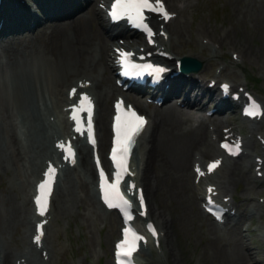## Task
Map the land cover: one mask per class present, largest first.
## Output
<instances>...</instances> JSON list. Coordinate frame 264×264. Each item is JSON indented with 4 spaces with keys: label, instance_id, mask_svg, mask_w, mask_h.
Returning <instances> with one entry per match:
<instances>
[{
    "label": "bare ground",
    "instance_id": "6f19581e",
    "mask_svg": "<svg viewBox=\"0 0 264 264\" xmlns=\"http://www.w3.org/2000/svg\"><path fill=\"white\" fill-rule=\"evenodd\" d=\"M184 1L191 2L192 0ZM228 1L232 5L241 3L247 10L251 6L257 7L256 9L261 12L264 10V0ZM175 3H173V6L179 8L180 5ZM259 11L257 14L253 12L264 25V15H261ZM55 22V25L59 24L58 21ZM48 23L50 22L45 21L42 26H46ZM55 29L57 31L52 32L49 36L42 34L44 37L41 36L40 41H37L35 38H25L23 40L9 39L0 46V171L12 169L14 175L18 172L21 173L20 177L26 175V171L23 170L24 166L21 162L23 157L22 149L11 140L8 142V147L1 146L2 141L7 136H15V121L13 119L16 115V108L18 111L32 101L39 114H42L41 112L43 111L53 112L57 110L61 107L62 101L64 99L66 100V96L63 95L65 91L64 85L69 82L67 85L69 86L72 82L67 77L68 74L72 71H79V74L76 76L83 73H95L99 69L98 65L101 60L105 62V59H108L110 55L108 51L113 45L114 36L105 24L102 23L100 27H97L96 20L92 16H88L85 23L53 28V30ZM176 33L179 36L180 30L176 29ZM26 34L25 36H28L30 32L27 31ZM201 34H206L210 37L211 42L222 43L221 36H217L216 33H210V31L203 29ZM242 45L244 44L242 43ZM247 46L250 47L249 44ZM217 52L218 50L214 54L216 55ZM212 59L215 60L214 57L204 59L207 65L205 66L204 64V71L209 69ZM15 60H18L16 64L10 63ZM171 62L175 63V59H172ZM7 67L13 69L15 72H11L9 76L5 75ZM224 68L226 67L224 66ZM107 71H111L109 66L104 68L106 88L104 89L102 86H99V105L102 106L99 110V115L102 120L100 121V131L103 140H106L109 131L107 114L109 112L110 100L119 91L118 86L111 83L110 75L107 74ZM188 80L189 83H195L193 79ZM47 99H50L53 105L46 104ZM39 102L45 105H38ZM189 114L185 109L180 108L160 112L155 111L154 131L145 133L140 143L143 155H139L136 160L143 170V176L140 170L138 177L140 176L147 187L146 189L150 191V194L161 190V187L167 181L171 186V192L168 194L170 199H174V206L166 205L165 207L158 203V207L162 206L159 215L164 220L163 225L166 229L165 235L169 246V258L172 255L171 253L177 256L176 247L171 243V238H169V224H175L176 213L173 211V208L175 209L177 206L181 209L182 214H186L188 206L191 207L189 203L193 205L196 201L204 199L201 189H198L195 193V198L187 194L186 190L189 188L190 179H192V172L187 163L188 153L192 147L199 150H208L211 147L213 151H216L210 134L208 136L206 125H202L200 122L197 128L192 127L194 126L191 123L192 115ZM224 114L225 112L222 115ZM32 116L34 119H39L35 113ZM207 118L205 116L202 122ZM208 119L214 124V131H218L217 127L221 126L219 122L215 121L216 119ZM1 132H4L6 136L2 137ZM218 133L221 134L222 132ZM88 155V152H84L79 166H82V172L94 176L95 168ZM6 157L8 158L3 159ZM252 165L253 163L249 159L248 161L231 164L228 167L227 181L238 182L243 180V177L246 183V190L256 188L250 180V176L246 174L245 169V166L251 169ZM82 178L81 174L77 176V180L68 178L70 183L73 181V185H69L66 192H63L61 196L68 202L88 206L98 216L99 201L92 189L87 185V188L84 190H79V188L75 192L73 190V188L80 185ZM12 181L16 183V180L13 178ZM263 184L264 179L260 180V185ZM229 187H232L231 183H229ZM16 189L15 186H12V191L15 192ZM12 196L15 197L12 193H5L4 195L0 193V219L2 220L0 221V240L6 239V232L10 226L19 221L21 211L14 202L15 198L12 200ZM21 199L24 202L26 197L23 196ZM191 209L194 208L191 207ZM196 215H199V213ZM228 221H234L232 223L234 225H226L224 228L226 229L224 236H221V230H218L216 226L213 227L212 224L208 226V229L216 235L214 239L209 241L213 242L210 244L217 249L214 256H219L224 264H250V261L253 262L256 260L259 249L253 247V244L250 242V252L247 253L242 246L246 244L244 240L246 236L243 235V231L237 228L239 223L238 219L229 218ZM110 235L111 229L106 233L107 243L110 241ZM231 246L236 248V253L231 250ZM105 264L114 263L107 261ZM145 264H153V262L150 259ZM253 264H258V262L255 261ZM259 264H264V262L260 261Z\"/></svg>",
    "mask_w": 264,
    "mask_h": 264
},
{
    "label": "rangeland",
    "instance_id": "374dc122",
    "mask_svg": "<svg viewBox=\"0 0 264 264\" xmlns=\"http://www.w3.org/2000/svg\"><path fill=\"white\" fill-rule=\"evenodd\" d=\"M193 2L194 3L190 6L191 8H188L186 12L183 13L184 21L179 19L173 23V28L180 27L183 31V41L182 43L174 44L175 51L179 55L187 53L197 57L199 56V58L204 60L208 58L209 50L206 49L202 51L195 44L198 34L201 33L203 29L220 36L221 33L228 32L225 38H223L224 52L228 47H239L243 49L247 59L242 66L236 67L235 69H227V75L236 80H240L242 77L240 75L241 71H244L247 75L250 74L252 78L251 86L264 98V25L260 19L258 20L256 17L259 11L256 9L257 7L251 6V8L247 10L241 3L232 5L228 0H193ZM259 12L261 15H264V10L263 12ZM242 43L244 45H242ZM246 44H249L250 47ZM229 57L226 55L227 63L229 62ZM210 64L211 68L209 67L205 72L203 71V74L207 76L212 75L211 71H213L215 62ZM259 77L260 80L254 82L253 79ZM235 117H237L236 114ZM193 149L192 147L188 153V165ZM171 167L174 168L173 165H171ZM246 174L248 176L250 175L247 171ZM242 179L243 180L237 182L236 191L239 196L238 203L243 209L244 205L248 204L247 202L250 201L249 199L251 196L263 194L264 190L257 191V186L255 185L256 188L246 190L245 180L243 177ZM5 184L6 187L9 186L7 185L9 184V177L7 174L0 176V193L2 195L6 193L3 186ZM186 191L188 196H190L192 193V179H190L189 188ZM170 192L171 186L168 181L165 182L161 190L156 193H151V195L149 191L148 196L153 212L161 211L162 206L158 207V203L165 207L166 205L171 207L174 206V199L172 200L169 198ZM189 205L194 209L188 206L186 214H182L181 209L177 206L175 209L173 208V211L176 213L175 224H169V238H171V243L176 247L177 256L171 253L169 264H224L219 256H214L217 249L210 244L213 242H209L216 236L208 229L212 220L208 217L204 218L202 216L200 217V215H196L199 213L196 203H193V205L189 203ZM110 216L111 220L105 228L104 223L100 222L99 225H94L90 224L85 218L71 216V227L70 225L67 226H69L68 229L71 236L69 242H71L72 245L64 254L63 261L66 259L69 260L72 255H75L81 258L84 264H96V259L100 253L102 255L108 253L102 257L100 264H105L108 260L112 261V239L118 235L119 222H115V215L111 214ZM0 221L2 220L0 219ZM111 222H113V224H111ZM15 228L16 225L12 224V229ZM110 229V241L107 243L106 233ZM18 233H20V230ZM221 235H223V233ZM100 243H102L103 246H101ZM99 246H101V249H98ZM231 250L236 253V248L234 246H231Z\"/></svg>",
    "mask_w": 264,
    "mask_h": 264
},
{
    "label": "snow or ice",
    "instance_id": "6c2138e0",
    "mask_svg": "<svg viewBox=\"0 0 264 264\" xmlns=\"http://www.w3.org/2000/svg\"><path fill=\"white\" fill-rule=\"evenodd\" d=\"M156 10L163 12V15L165 18H167L170 13L165 10L162 6V0H114V3L112 5V11L113 15H117L118 13L120 15L125 16H131L134 20L139 21L142 25H144L147 28V24L145 23V10ZM148 31L151 32V29L148 28ZM119 51V50H118ZM124 57L129 56V53L125 52L123 53ZM126 64H131L135 68H151L153 67L150 63L146 65H138L134 62H131L129 60H125ZM157 69L159 66H155ZM82 99L80 100V105L83 106L85 103H87V127H88V135L89 138L92 139V142L95 143L94 138L92 137V120H91V113H92V105H91V99L87 96L86 93L80 94ZM255 104V102H253ZM74 111L72 113L73 118L77 121V130H81L80 126V117L78 115V111L80 110L77 105L71 106ZM116 143L113 146L112 149V159L115 162L116 166V173L115 177L116 179L112 182H109L106 178L105 172L103 168L100 170L101 175V188L104 192V199L108 201L110 204L113 201L119 202L121 207L127 208L130 206V201L127 200L126 197L120 192L119 189V182L122 178V171H126V162L125 157L127 156L129 147L132 143H134V138L136 135L139 134L141 128L143 127V124L145 122V117L142 115H139L135 109L131 108L130 106L127 109L122 108V101L118 100L116 102ZM253 115L256 114V112H252ZM119 146V148L117 147ZM224 146L227 148V143L224 144ZM60 147L64 148L65 145L63 142H60ZM67 153L72 154L74 157V150L69 146L67 148ZM229 151H232L231 148H229ZM220 161L213 160L208 164V169L211 170L213 167L218 165ZM199 170V169H197ZM55 172V168L49 164L48 170L45 173V179L40 182L39 188L41 191L40 195L36 196V203H37V210L43 213L45 211V196L47 192L49 191V186L53 179V173ZM131 187H134V185H130ZM140 204H144V197L141 192L140 194ZM43 223V222H41ZM148 227L151 229L153 234H156V229L154 226L149 222ZM37 241L40 240V236L37 235L35 237ZM146 239L144 238L139 232L131 229L130 227H125L123 229V239L120 240L117 244V259L119 261V264H133L131 260V256L135 248L137 247V241ZM127 257V259H122L121 257Z\"/></svg>",
    "mask_w": 264,
    "mask_h": 264
},
{
    "label": "water",
    "instance_id": "95a60500",
    "mask_svg": "<svg viewBox=\"0 0 264 264\" xmlns=\"http://www.w3.org/2000/svg\"><path fill=\"white\" fill-rule=\"evenodd\" d=\"M187 61H188V65L191 66V68H195V69H198L199 68V64L198 62L196 61V59H193V58H187Z\"/></svg>",
    "mask_w": 264,
    "mask_h": 264
}]
</instances>
